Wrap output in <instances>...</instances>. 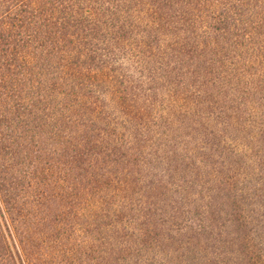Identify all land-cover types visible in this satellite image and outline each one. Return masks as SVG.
<instances>
[{
    "label": "rangeland",
    "instance_id": "obj_1",
    "mask_svg": "<svg viewBox=\"0 0 264 264\" xmlns=\"http://www.w3.org/2000/svg\"><path fill=\"white\" fill-rule=\"evenodd\" d=\"M172 1L153 33H69L57 1L0 0V264L19 243L33 264H249L245 234L264 255V28L202 11L204 32ZM110 60L124 105L112 78L63 79Z\"/></svg>",
    "mask_w": 264,
    "mask_h": 264
},
{
    "label": "trees",
    "instance_id": "obj_2",
    "mask_svg": "<svg viewBox=\"0 0 264 264\" xmlns=\"http://www.w3.org/2000/svg\"><path fill=\"white\" fill-rule=\"evenodd\" d=\"M60 9L57 8V13L59 15L55 17L57 19L56 25L59 23H63L65 21L64 27L69 30V33H88L94 32L95 33L98 31L99 33H107L106 29H114V26L117 25L118 23L121 24L120 29H125L126 25H128V19L132 17L133 21H141V25H143L141 33H149L154 31L153 28L156 26L155 24H160V18H161V10H168L169 11V6L173 4L174 1L172 0H56ZM55 0H48V2L53 5L57 4ZM180 8H189L190 6H197L198 8L196 9V12L193 14V18L189 17L188 19L192 20L193 25L195 26L198 21H202L204 17L202 16V11L205 12V19H211V20H218L220 23L223 21H226L225 23H221L222 27L225 29H228L229 22L230 24H233L234 28L244 30V33H251V31H248L247 28L252 25L255 26V31H257L260 27L264 28V11L262 9H259L261 12V17H258L257 10L254 9L255 6H252L251 4L249 5L245 0H179ZM235 1V3H232ZM158 5V7H157ZM248 6V7H247ZM140 13H137L136 16H134V11H140ZM188 9V10H189ZM222 9V11H221ZM56 10V9H55ZM187 12V11H186ZM210 12L216 13L217 15L214 17L210 16ZM99 14H102V18L100 20H97L96 16ZM174 14V13H173ZM202 14V15H201ZM259 15V16H260ZM231 16V17H230ZM205 19L204 23H199L198 25H201L200 30L204 31L205 29ZM145 20V21H143ZM191 22V21H189ZM101 23V24H99ZM110 26L108 27V25ZM184 26L187 25V21L182 23ZM228 24V25H227ZM42 25V24H40ZM249 25V26H248ZM56 27V26H55ZM59 31L62 30V27H58ZM208 28V27H207ZM213 29V32L218 31L219 29H216L215 26L212 24V27H209ZM183 30L186 31V28ZM61 32H65L62 30ZM205 32V31H204ZM66 33V32H65ZM153 33V32H152ZM205 35V33H204ZM208 35V34H207ZM80 37V36H79ZM144 39V37H142ZM216 38V37H215ZM210 40L213 41L214 37L212 38L209 37ZM151 41L148 43H144V45H150ZM85 45V44H84ZM75 56V59L77 60H84V59H90L91 60V55L89 50H86L84 47V50L82 53H78ZM263 60V57H261ZM86 61V60H85ZM72 71H66L62 70L63 74L66 73V76L64 78L68 77H76L80 73H83L85 75L84 77H93L95 74H99L103 77H106V79L112 78L119 88L117 92L120 90H123L124 96L122 97L123 94L120 93L119 97V103L124 105L126 103V95L127 90L125 89V85L130 82L129 80L131 79L129 70H124V71H118V68H115V61L112 62V60L107 61L106 63H103L99 69H95V72H92L93 69L92 67L89 68H84L83 70H80L78 68L76 62L73 64ZM162 67V65H160ZM82 76V75H79ZM113 76V77H112ZM153 79L155 80V77L152 76ZM126 92V93H125ZM90 104V103H89ZM254 117L249 116V120L247 121L246 125L252 126L254 124ZM259 129V128H258ZM245 130H243L241 133L243 134ZM247 135L250 136L249 131ZM231 177V176H230ZM227 177L224 178V180H221L220 183L223 182V184H228L230 181L227 180ZM229 181V182H228ZM253 238L249 234H245L242 237L241 240V245L244 246V250H246V258L249 264H264V255H262L260 252H254L253 246H249L248 250L245 247L250 245L249 242H251ZM15 245V242H13ZM21 247L23 248V253L21 254L20 259V264H33L32 261H28V259H25V246L22 245V243H19ZM19 245V246H20ZM14 250L20 255V248L16 245ZM127 249H122L118 254V257L123 259L127 253ZM250 250V251H249ZM59 252V250L54 251L53 253L56 255ZM11 258V257H10ZM12 260V259H11ZM99 264V262H97Z\"/></svg>",
    "mask_w": 264,
    "mask_h": 264
}]
</instances>
